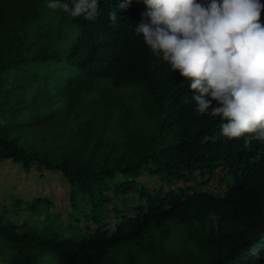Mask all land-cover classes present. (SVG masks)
Here are the masks:
<instances>
[{
    "label": "trees",
    "instance_id": "trees-1",
    "mask_svg": "<svg viewBox=\"0 0 264 264\" xmlns=\"http://www.w3.org/2000/svg\"><path fill=\"white\" fill-rule=\"evenodd\" d=\"M48 4L0 0V49L22 28L43 30ZM114 7L115 0H100L94 21L53 9L77 30L64 49L34 53L30 34L22 40L24 53L6 61L0 54V100L27 88L5 73H23L28 86L53 82L64 93L43 96L37 89L0 110V164L43 181L58 174L69 186L64 212L41 193L6 195L0 202V242L18 252L7 264H104L117 247L171 221L203 226L196 244L208 264H264V143L245 149L242 140L221 136V118L198 115L184 78L134 34L147 6L133 0L112 25ZM104 81L115 91L138 86L151 97L161 137L156 151L124 167L94 169L50 161L19 145L17 132L48 125L60 105L70 104L69 93ZM25 108L33 112L27 121L18 117Z\"/></svg>",
    "mask_w": 264,
    "mask_h": 264
},
{
    "label": "rangeland",
    "instance_id": "rangeland-1",
    "mask_svg": "<svg viewBox=\"0 0 264 264\" xmlns=\"http://www.w3.org/2000/svg\"><path fill=\"white\" fill-rule=\"evenodd\" d=\"M41 22L43 30L32 34L30 28H22L11 46L6 42L0 49L2 60L24 53L27 42L22 43V40L27 35L31 34L35 41V53L47 48L62 50L77 34V30L67 27L52 8L47 10ZM22 74L5 73L3 76L10 81L20 79L27 88L14 90L7 99L0 100V110L15 105L37 89L43 96L51 93L63 96L53 82H48L47 86L43 82L28 86L29 82ZM68 97L70 104L60 105V112L48 125L15 134L24 150L50 161L64 160L94 169H111L132 164L159 147L158 116L151 97L140 87L129 86L115 91L109 82L88 83L69 93ZM26 109L18 110V117H24L23 121L33 113L25 114ZM38 193L48 195L60 212L69 208V186L58 174L52 180L43 181L35 172L20 173L8 162L0 164V202L6 195L34 196ZM65 217L63 215L64 220ZM202 229V225H184L176 221L153 226L140 241L113 250L104 264H208L206 254L196 244ZM17 255V251L0 242V264H7Z\"/></svg>",
    "mask_w": 264,
    "mask_h": 264
},
{
    "label": "clouds",
    "instance_id": "clouds-1",
    "mask_svg": "<svg viewBox=\"0 0 264 264\" xmlns=\"http://www.w3.org/2000/svg\"><path fill=\"white\" fill-rule=\"evenodd\" d=\"M133 0H115L118 11ZM147 6L134 34L180 73L194 111L220 117V135L264 143V21L261 0H136ZM100 0H49L48 7L94 21ZM121 17V16H119ZM123 18V17H121ZM186 78V79H185ZM215 102V106L213 103Z\"/></svg>",
    "mask_w": 264,
    "mask_h": 264
}]
</instances>
